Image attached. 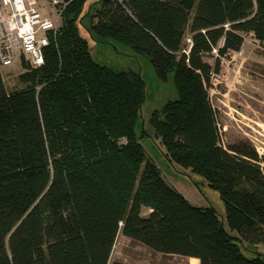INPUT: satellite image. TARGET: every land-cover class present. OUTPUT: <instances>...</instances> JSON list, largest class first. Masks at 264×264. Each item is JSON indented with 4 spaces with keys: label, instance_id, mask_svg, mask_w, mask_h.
<instances>
[{
    "label": "trees",
    "instance_id": "trees-1",
    "mask_svg": "<svg viewBox=\"0 0 264 264\" xmlns=\"http://www.w3.org/2000/svg\"><path fill=\"white\" fill-rule=\"evenodd\" d=\"M64 3L43 65L10 91L0 75V264H108L119 232L198 264H264L241 249L264 244L261 156L247 140L222 142L208 90L244 34L264 42V0ZM81 26L146 57L160 80L171 74L176 97L152 111L154 137L167 162L218 191L225 223L145 154V80L95 61Z\"/></svg>",
    "mask_w": 264,
    "mask_h": 264
},
{
    "label": "rangeland",
    "instance_id": "rangeland-1",
    "mask_svg": "<svg viewBox=\"0 0 264 264\" xmlns=\"http://www.w3.org/2000/svg\"><path fill=\"white\" fill-rule=\"evenodd\" d=\"M39 2L42 0H38ZM42 10L54 18L56 6L51 5ZM87 21V15L81 19L84 26L88 25ZM80 32L86 37L95 61L114 70L132 69L140 73L145 80V99L136 129L140 131L143 127L147 132L140 139L145 154L158 165L164 179L187 201L195 206H212L225 223L224 202L218 191L209 186L200 175L167 162L158 140L154 137V128L149 122L152 111L159 109L166 100L176 97L171 74L166 81H162L156 76L151 62L142 55L134 54L127 45L113 40H103L83 26L80 27ZM187 38L188 35L186 40ZM215 55L213 50L205 59L213 64ZM25 66V62H22L18 54L10 65L0 66V75L8 91L23 86L18 80V75ZM208 90L221 129L222 142L247 140L261 156V165L264 167V42L256 39L252 33L244 34L239 50L229 51L220 57L219 71L211 74ZM141 211L142 214H146L148 208L143 207ZM241 249L247 256H252L256 252L264 253V244L244 242ZM114 262L188 264L187 257L155 252L121 232L116 236L108 264Z\"/></svg>",
    "mask_w": 264,
    "mask_h": 264
},
{
    "label": "built area",
    "instance_id": "built-area-1",
    "mask_svg": "<svg viewBox=\"0 0 264 264\" xmlns=\"http://www.w3.org/2000/svg\"><path fill=\"white\" fill-rule=\"evenodd\" d=\"M51 5L56 6L54 18L42 10ZM64 5V0H0V66L10 65L16 54L25 69L43 65Z\"/></svg>",
    "mask_w": 264,
    "mask_h": 264
},
{
    "label": "bare ground",
    "instance_id": "bare-ground-1",
    "mask_svg": "<svg viewBox=\"0 0 264 264\" xmlns=\"http://www.w3.org/2000/svg\"><path fill=\"white\" fill-rule=\"evenodd\" d=\"M188 264H198V259L195 257H188Z\"/></svg>",
    "mask_w": 264,
    "mask_h": 264
},
{
    "label": "crops",
    "instance_id": "crops-1",
    "mask_svg": "<svg viewBox=\"0 0 264 264\" xmlns=\"http://www.w3.org/2000/svg\"><path fill=\"white\" fill-rule=\"evenodd\" d=\"M188 258V257H187Z\"/></svg>",
    "mask_w": 264,
    "mask_h": 264
}]
</instances>
